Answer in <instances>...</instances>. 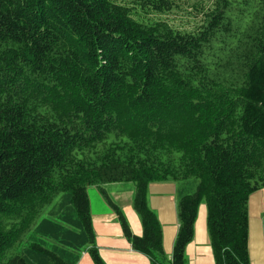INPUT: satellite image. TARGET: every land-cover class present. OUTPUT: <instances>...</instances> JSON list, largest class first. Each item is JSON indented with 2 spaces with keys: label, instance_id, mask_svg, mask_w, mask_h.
<instances>
[{
  "label": "trees",
  "instance_id": "trees-1",
  "mask_svg": "<svg viewBox=\"0 0 264 264\" xmlns=\"http://www.w3.org/2000/svg\"><path fill=\"white\" fill-rule=\"evenodd\" d=\"M124 1L0 0V264L82 253L105 264L88 187L149 264H185L201 204L214 263L250 264L248 198H264V0H210L189 32L138 18L173 0ZM188 179L168 259L147 191ZM110 184L133 185L140 237Z\"/></svg>",
  "mask_w": 264,
  "mask_h": 264
},
{
  "label": "crops",
  "instance_id": "crops-1",
  "mask_svg": "<svg viewBox=\"0 0 264 264\" xmlns=\"http://www.w3.org/2000/svg\"><path fill=\"white\" fill-rule=\"evenodd\" d=\"M186 181L151 184L147 191V205L155 213L162 232V247L170 259L178 230L177 203L179 198L192 194L195 186L186 187ZM89 212L98 254L105 264H149L148 259L134 251L123 235L116 214L106 200L92 187ZM105 193L123 213L132 235L140 237L142 227L132 209L134 188L131 184L104 186ZM264 198L258 190L248 198V257L250 264H264ZM205 204L198 207L193 239L185 248V264H215L209 244ZM76 264H93L87 253H82Z\"/></svg>",
  "mask_w": 264,
  "mask_h": 264
},
{
  "label": "rangeland",
  "instance_id": "rangeland-1",
  "mask_svg": "<svg viewBox=\"0 0 264 264\" xmlns=\"http://www.w3.org/2000/svg\"><path fill=\"white\" fill-rule=\"evenodd\" d=\"M175 3L174 9L165 14L157 15V14H143L139 12L138 18L143 20L144 22H152V21H165L173 28L179 29L181 31H192L196 24L201 20V13L207 6L211 5L210 0H173ZM125 3L128 2L124 1ZM197 8V10L195 9ZM232 23L236 24V15H231ZM186 187H194L196 185V181L194 179H188L186 181ZM95 188V187H94ZM92 187H88L86 192L88 191L89 196L92 197ZM95 191H98L97 189ZM99 193V192H98Z\"/></svg>",
  "mask_w": 264,
  "mask_h": 264
}]
</instances>
